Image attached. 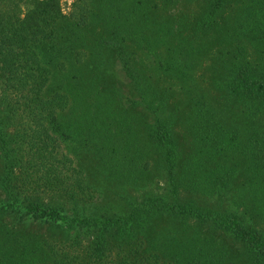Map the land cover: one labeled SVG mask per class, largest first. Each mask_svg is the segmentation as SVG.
<instances>
[{"label":"trees","instance_id":"trees-1","mask_svg":"<svg viewBox=\"0 0 264 264\" xmlns=\"http://www.w3.org/2000/svg\"><path fill=\"white\" fill-rule=\"evenodd\" d=\"M0 264H264V0H0Z\"/></svg>","mask_w":264,"mask_h":264},{"label":"rangeland","instance_id":"rangeland-1","mask_svg":"<svg viewBox=\"0 0 264 264\" xmlns=\"http://www.w3.org/2000/svg\"><path fill=\"white\" fill-rule=\"evenodd\" d=\"M60 2H61V6H62L64 13H70L74 0H60ZM207 65H208V62H205L204 63L205 69H206ZM113 70L115 71V72H113L114 77H115L114 81H116L117 86H122L123 84H125V86H124L125 88H124L123 93L127 94L126 93V91H127V88H126L127 79L124 75H122V73L120 71V66H119L117 61H115V63H114ZM106 189H107V193L109 194L108 195L109 199H111V196L114 195L113 193H116L117 191L119 192L120 195H122V193H124V192H127L128 194H131V195L133 194L135 196H143L145 194H151V193H155V192H156V194H161V195H164L166 193L163 181H161V180L158 181L157 179L152 181L151 186L144 187V188H142V187L137 188V187H134L132 185H127V184H123L120 182L111 181V182H108L105 184V188L103 190L105 191ZM227 204H229V202H227Z\"/></svg>","mask_w":264,"mask_h":264}]
</instances>
